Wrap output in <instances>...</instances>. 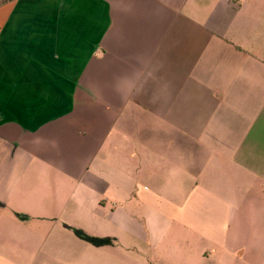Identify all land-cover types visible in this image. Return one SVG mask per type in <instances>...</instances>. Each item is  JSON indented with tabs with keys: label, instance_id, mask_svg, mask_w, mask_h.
Returning <instances> with one entry per match:
<instances>
[{
	"label": "crops",
	"instance_id": "0c3cea01",
	"mask_svg": "<svg viewBox=\"0 0 264 264\" xmlns=\"http://www.w3.org/2000/svg\"><path fill=\"white\" fill-rule=\"evenodd\" d=\"M254 254L264 0L0 2V264Z\"/></svg>",
	"mask_w": 264,
	"mask_h": 264
},
{
	"label": "rangeland",
	"instance_id": "374dc122",
	"mask_svg": "<svg viewBox=\"0 0 264 264\" xmlns=\"http://www.w3.org/2000/svg\"><path fill=\"white\" fill-rule=\"evenodd\" d=\"M4 0H0V2H3ZM251 230L253 231H257V225L253 222L251 223ZM252 264H259L258 263V255L256 256L255 254L253 255V259H252ZM261 264V263H260Z\"/></svg>",
	"mask_w": 264,
	"mask_h": 264
}]
</instances>
